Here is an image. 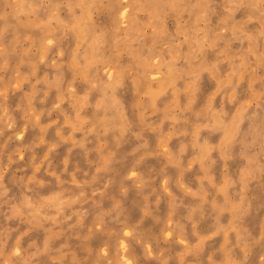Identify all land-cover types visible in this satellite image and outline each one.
<instances>
[{"label": "rangeland", "instance_id": "1", "mask_svg": "<svg viewBox=\"0 0 264 264\" xmlns=\"http://www.w3.org/2000/svg\"><path fill=\"white\" fill-rule=\"evenodd\" d=\"M0 264H264V0H0Z\"/></svg>", "mask_w": 264, "mask_h": 264}, {"label": "bare ground", "instance_id": "2", "mask_svg": "<svg viewBox=\"0 0 264 264\" xmlns=\"http://www.w3.org/2000/svg\"><path fill=\"white\" fill-rule=\"evenodd\" d=\"M78 26H79V24H78ZM79 30H81L80 26H79ZM89 49L91 50V49H92V47H90Z\"/></svg>", "mask_w": 264, "mask_h": 264}]
</instances>
